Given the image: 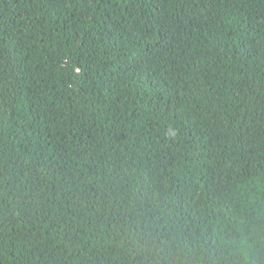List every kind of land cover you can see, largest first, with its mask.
<instances>
[{"label":"trees","instance_id":"obj_1","mask_svg":"<svg viewBox=\"0 0 264 264\" xmlns=\"http://www.w3.org/2000/svg\"><path fill=\"white\" fill-rule=\"evenodd\" d=\"M262 236L264 0H0V264H264Z\"/></svg>","mask_w":264,"mask_h":264},{"label":"water","instance_id":"obj_2","mask_svg":"<svg viewBox=\"0 0 264 264\" xmlns=\"http://www.w3.org/2000/svg\"><path fill=\"white\" fill-rule=\"evenodd\" d=\"M82 80H83V74L78 70V71H76L74 81L71 83V85L69 87L71 89L73 95L76 96L80 100L82 99V97L80 96L78 90L80 88Z\"/></svg>","mask_w":264,"mask_h":264},{"label":"snow or ice","instance_id":"obj_3","mask_svg":"<svg viewBox=\"0 0 264 264\" xmlns=\"http://www.w3.org/2000/svg\"><path fill=\"white\" fill-rule=\"evenodd\" d=\"M261 239L264 240V236H262ZM262 246H264V245H262Z\"/></svg>","mask_w":264,"mask_h":264}]
</instances>
